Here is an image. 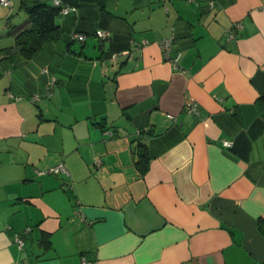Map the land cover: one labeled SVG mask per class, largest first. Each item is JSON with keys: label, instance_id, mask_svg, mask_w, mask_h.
I'll return each instance as SVG.
<instances>
[{"label": "crops", "instance_id": "crops-1", "mask_svg": "<svg viewBox=\"0 0 264 264\" xmlns=\"http://www.w3.org/2000/svg\"><path fill=\"white\" fill-rule=\"evenodd\" d=\"M208 1L60 0L30 56L0 4V264H264V0Z\"/></svg>", "mask_w": 264, "mask_h": 264}, {"label": "trees", "instance_id": "trees-1", "mask_svg": "<svg viewBox=\"0 0 264 264\" xmlns=\"http://www.w3.org/2000/svg\"><path fill=\"white\" fill-rule=\"evenodd\" d=\"M63 7L74 8L62 4L60 0H57V3L55 0H18L17 10L27 15L28 24H23L14 31L15 48L30 56L45 43L58 39L59 27L55 19L62 15L60 11ZM256 104L259 108L264 109V95L257 99ZM138 132H141L140 129ZM135 152L137 155L135 164L143 171L145 168L141 164L145 160V145L138 141Z\"/></svg>", "mask_w": 264, "mask_h": 264}, {"label": "built area", "instance_id": "built-area-1", "mask_svg": "<svg viewBox=\"0 0 264 264\" xmlns=\"http://www.w3.org/2000/svg\"><path fill=\"white\" fill-rule=\"evenodd\" d=\"M55 2L57 3V0H55ZM11 0H0V4L2 6H5V7H10L11 6ZM214 1L213 0H209L208 1V6L210 8H212L214 6ZM75 10L74 8H71V7H63L60 11V13L62 15H68L69 12ZM240 23L239 22H235L231 27L228 28L227 30V35L229 37H232L234 35V31L235 30H238L240 28ZM95 34L101 38V39H104L106 37H108V32L106 31H103V30H96L95 31ZM73 38H78L80 40H84L85 39V36L83 34H80V33H76V34H73ZM173 41H174V35H170L168 37H165V38H162L160 41H158V44L159 46L161 47L162 51H163V54L165 56V58H167V60L174 66V67H177V59H178V53L175 54V55H171V52L173 50ZM149 42L148 39H145V38H142L140 39L139 41L135 40V39H130V43H135V44H140V45H144V44H147ZM125 53V52H124ZM119 55H121L119 52H114L111 54V58L112 59H116L117 57H119ZM184 110L187 112V113H190V114H198L199 112V106L196 102H190V103H187L185 104L184 106ZM167 117L169 118H173V116H171L170 114H167ZM138 131V130H137ZM109 134H111V132H109ZM223 145L224 146H227V147H230L232 145V142L231 141H228V140H223L222 141ZM51 172H60V171H63L65 172V168L62 164H58L52 168H50ZM29 231V228H26L22 234H19V235H16L15 237V242L19 245V246H22L23 243H24V240H23V234L27 233ZM82 264H93L91 261L89 260H86L85 258H83L82 260Z\"/></svg>", "mask_w": 264, "mask_h": 264}, {"label": "rangeland", "instance_id": "rangeland-1", "mask_svg": "<svg viewBox=\"0 0 264 264\" xmlns=\"http://www.w3.org/2000/svg\"><path fill=\"white\" fill-rule=\"evenodd\" d=\"M11 1H13V7H12V9H13V12H14V18H15V20H18L20 17H24V20H21L20 22H17V24L16 25H20V23L22 24V22L23 21H25L26 19H27V16L25 15V13L24 12H18L17 11V7H18V2L16 1V0H11ZM0 37H2V35H0ZM97 39V38H96Z\"/></svg>", "mask_w": 264, "mask_h": 264}]
</instances>
